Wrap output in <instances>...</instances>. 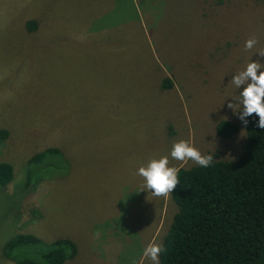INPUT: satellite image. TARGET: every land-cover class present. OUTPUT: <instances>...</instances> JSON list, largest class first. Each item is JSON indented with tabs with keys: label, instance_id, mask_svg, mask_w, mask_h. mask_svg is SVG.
Wrapping results in <instances>:
<instances>
[{
	"label": "rangeland",
	"instance_id": "1",
	"mask_svg": "<svg viewBox=\"0 0 264 264\" xmlns=\"http://www.w3.org/2000/svg\"><path fill=\"white\" fill-rule=\"evenodd\" d=\"M262 48L259 0H0V162L13 169L0 186V254L30 233L46 248L72 240L62 264H152L143 250L161 243L174 207L141 189L138 167L179 140L234 158L244 134L227 104L243 86L231 78L264 64ZM163 74L173 87L161 91ZM222 119L238 124L227 140L214 133ZM193 164L169 155V166Z\"/></svg>",
	"mask_w": 264,
	"mask_h": 264
},
{
	"label": "trees",
	"instance_id": "2",
	"mask_svg": "<svg viewBox=\"0 0 264 264\" xmlns=\"http://www.w3.org/2000/svg\"><path fill=\"white\" fill-rule=\"evenodd\" d=\"M24 26L32 32L36 22L27 20ZM158 78L159 90L173 87V80L165 74ZM247 119V125L241 121L244 139L234 158L214 154L210 167L178 166L179 184L168 196L174 211L161 240L166 250L160 264H264V129L257 127L256 114ZM237 130L238 124L229 119L214 126L216 136L224 140ZM7 134L0 128V141ZM55 150L33 154L28 164ZM12 177V166L0 162V186ZM24 185L29 186L28 173ZM36 246H44L38 237L17 233L4 242L0 255L14 264H62L77 251L72 240L56 238L34 259L32 248Z\"/></svg>",
	"mask_w": 264,
	"mask_h": 264
},
{
	"label": "clouds",
	"instance_id": "3",
	"mask_svg": "<svg viewBox=\"0 0 264 264\" xmlns=\"http://www.w3.org/2000/svg\"><path fill=\"white\" fill-rule=\"evenodd\" d=\"M258 43L255 36H250L244 43L245 51H251ZM264 57V48L257 52ZM231 83L236 89L243 86L239 91V98H232L227 107L238 115L244 125L248 123V117L256 114L259 119L257 127L264 129V64L250 60L246 66L234 74ZM170 157L176 161L187 163L192 161L202 168L210 167L213 164V156L202 154L193 144L186 140H179L172 144ZM169 155L151 157L146 163L141 164L136 175L143 178V190L149 191L155 197H168L179 184L178 173L180 169L169 166ZM100 233H94L99 237ZM166 249L162 243L150 242L143 250V258L148 259L152 264H160V255ZM133 264H136L133 261Z\"/></svg>",
	"mask_w": 264,
	"mask_h": 264
}]
</instances>
